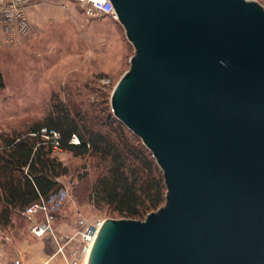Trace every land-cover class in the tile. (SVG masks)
I'll list each match as a JSON object with an SVG mask.
<instances>
[{"label": "water", "instance_id": "95a60500", "mask_svg": "<svg viewBox=\"0 0 264 264\" xmlns=\"http://www.w3.org/2000/svg\"><path fill=\"white\" fill-rule=\"evenodd\" d=\"M109 1L135 49L113 115L167 192L143 221L105 220L87 264H264V7Z\"/></svg>", "mask_w": 264, "mask_h": 264}, {"label": "rangeland", "instance_id": "374dc122", "mask_svg": "<svg viewBox=\"0 0 264 264\" xmlns=\"http://www.w3.org/2000/svg\"><path fill=\"white\" fill-rule=\"evenodd\" d=\"M249 1L264 7V0ZM34 8L40 11L35 13L34 22L30 20V35L14 44L7 42L0 22V131H23L42 119L55 99L66 103L70 97L83 106V111L93 104L112 111L113 90L130 70L135 55L122 25L110 17L91 16L82 6L64 0L30 9ZM56 155L70 168L71 175L62 179V187L69 189L70 196L53 229L58 247L79 257L84 251L82 234L86 227L98 221L124 219L97 209L89 201L90 183L100 172L96 160L74 158L64 152ZM85 174L90 183L81 180ZM16 225L18 233L0 235L5 246L14 249L25 240H37L31 234V223ZM55 261L65 264L57 253Z\"/></svg>", "mask_w": 264, "mask_h": 264}, {"label": "trees", "instance_id": "16d2710c", "mask_svg": "<svg viewBox=\"0 0 264 264\" xmlns=\"http://www.w3.org/2000/svg\"><path fill=\"white\" fill-rule=\"evenodd\" d=\"M1 79L0 74V85ZM51 132L58 141L47 139ZM74 137L79 144H72ZM56 144L74 158L97 161L95 180L81 177L89 181V201L97 209L143 221L165 204L167 190L156 160L113 111L102 104L83 111L70 97L66 103L55 99L51 110L23 131H0V235L17 232L16 222L30 223L26 210L58 191L71 175L55 153Z\"/></svg>", "mask_w": 264, "mask_h": 264}, {"label": "built area", "instance_id": "2783aa9c", "mask_svg": "<svg viewBox=\"0 0 264 264\" xmlns=\"http://www.w3.org/2000/svg\"><path fill=\"white\" fill-rule=\"evenodd\" d=\"M61 0H0V22L3 25L5 37L8 43L14 44L19 38H25L31 33L29 9L36 5L59 2ZM69 3L80 5L91 16H106L118 21L113 4L109 0H64ZM105 84H109L108 81ZM44 134L47 131H43ZM47 139L58 141L59 135L51 132ZM72 144H79L77 137H74ZM55 153L62 151L58 144L55 145ZM70 191L63 186L54 192L47 199H41L38 203L26 210V216L31 223V234L37 238H43L48 234L55 237L53 229L59 215L62 213ZM104 221H98L89 225L82 234L84 251L81 255L73 256L65 252L64 247H58L57 255H60L65 264H87L86 257ZM87 224V223H86ZM57 239V238H56Z\"/></svg>", "mask_w": 264, "mask_h": 264}, {"label": "crops", "instance_id": "0c3cea01", "mask_svg": "<svg viewBox=\"0 0 264 264\" xmlns=\"http://www.w3.org/2000/svg\"><path fill=\"white\" fill-rule=\"evenodd\" d=\"M40 8L30 9L29 18L34 22L35 13ZM113 20V19H112ZM115 21V20H114ZM51 234L37 240H25L19 247L5 246L0 242V264H61L55 261L58 243Z\"/></svg>", "mask_w": 264, "mask_h": 264}, {"label": "bare ground", "instance_id": "6f19581e", "mask_svg": "<svg viewBox=\"0 0 264 264\" xmlns=\"http://www.w3.org/2000/svg\"><path fill=\"white\" fill-rule=\"evenodd\" d=\"M91 248V247H90ZM90 251V250H89ZM89 251H88V255H89ZM87 259H86V263H87V261H88V257H86Z\"/></svg>", "mask_w": 264, "mask_h": 264}]
</instances>
